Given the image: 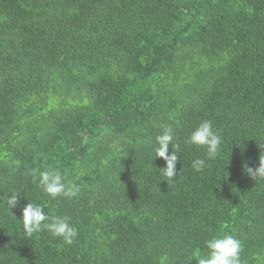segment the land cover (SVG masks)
<instances>
[{"label": "trees", "instance_id": "trees-1", "mask_svg": "<svg viewBox=\"0 0 264 264\" xmlns=\"http://www.w3.org/2000/svg\"><path fill=\"white\" fill-rule=\"evenodd\" d=\"M205 120L222 144L198 173L205 149L184 142ZM164 125L175 182L155 158ZM261 156L264 0H0V264H197L224 233L264 264ZM31 168L77 197L51 199ZM28 202L69 217L74 243L28 237Z\"/></svg>", "mask_w": 264, "mask_h": 264}, {"label": "clouds", "instance_id": "clouds-1", "mask_svg": "<svg viewBox=\"0 0 264 264\" xmlns=\"http://www.w3.org/2000/svg\"><path fill=\"white\" fill-rule=\"evenodd\" d=\"M186 145L203 148L206 152V159L198 158L193 161L192 167L195 172H202L208 167L207 161H214L220 154L222 137L209 120L202 121L188 136L184 142ZM156 147L155 158L165 162L161 169L162 175L167 181L175 182L178 174L176 170L177 161L180 158V144L177 142L175 132L169 125H164L160 134L155 137ZM169 145L172 146L169 154ZM247 173L253 180H264V157H260L259 167L253 170L247 168ZM34 183L51 199L67 198L71 200L77 197L79 186L67 179L58 169L49 168L41 171L38 168L28 170ZM20 194L13 193L7 200L9 210L15 208L19 203ZM23 228L28 237L47 231L54 238H60L66 245H72L78 237V230L70 223L67 216H49L39 204L28 202L22 212ZM205 246L208 249L206 256H200L197 264H243L242 242L234 235L224 233L214 235L206 240Z\"/></svg>", "mask_w": 264, "mask_h": 264}]
</instances>
